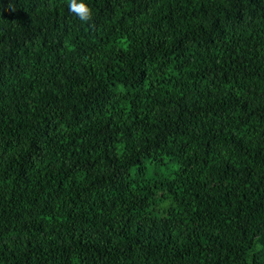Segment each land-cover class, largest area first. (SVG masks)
<instances>
[{
  "label": "trees",
  "instance_id": "obj_1",
  "mask_svg": "<svg viewBox=\"0 0 264 264\" xmlns=\"http://www.w3.org/2000/svg\"><path fill=\"white\" fill-rule=\"evenodd\" d=\"M87 3L0 0V264H264V0Z\"/></svg>",
  "mask_w": 264,
  "mask_h": 264
},
{
  "label": "clouds",
  "instance_id": "obj_2",
  "mask_svg": "<svg viewBox=\"0 0 264 264\" xmlns=\"http://www.w3.org/2000/svg\"><path fill=\"white\" fill-rule=\"evenodd\" d=\"M68 9L82 22H87L92 15L87 0H68Z\"/></svg>",
  "mask_w": 264,
  "mask_h": 264
},
{
  "label": "rangeland",
  "instance_id": "obj_3",
  "mask_svg": "<svg viewBox=\"0 0 264 264\" xmlns=\"http://www.w3.org/2000/svg\"><path fill=\"white\" fill-rule=\"evenodd\" d=\"M148 176L151 179H160L164 175L168 174V168L166 166H154L152 163H148Z\"/></svg>",
  "mask_w": 264,
  "mask_h": 264
}]
</instances>
